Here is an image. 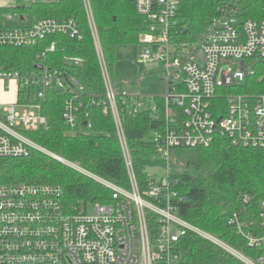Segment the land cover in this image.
I'll return each mask as SVG.
<instances>
[{
  "label": "built area",
  "instance_id": "obj_1",
  "mask_svg": "<svg viewBox=\"0 0 264 264\" xmlns=\"http://www.w3.org/2000/svg\"><path fill=\"white\" fill-rule=\"evenodd\" d=\"M135 2L138 13L150 22V31L142 36V44L150 48L143 50L141 60L145 64L160 63L166 71V95L154 97L150 105L138 94L118 92L90 0H84L106 90L105 113L112 112L114 118L128 188L66 160L28 136L47 124L41 101L49 90L68 94L63 120L68 127H77V105L81 106L78 101L85 87L76 77L61 69L50 70L40 62L43 70L20 72L6 68L0 60V83H15L18 90L15 102L0 103V159L26 158L39 152L112 194L110 203L80 210L66 206L61 186L0 183V264H185L181 241L189 233L244 264H264V235L244 236L249 247L259 251L255 257L245 256L179 217L178 206L184 199L170 174L171 153L177 147L208 148L221 137L233 147L264 150V91L259 92L248 81L254 75V66L264 61V0L262 12L253 17L245 16L247 0H215V13L194 42L181 41L179 33L172 30L179 0ZM24 19L17 13L0 17V48L37 47L54 35L83 38L74 18L37 19L30 27L15 25ZM58 46L53 41L38 59L55 53ZM68 61L76 66L83 64L79 58ZM119 104L134 117L149 107L157 119L152 141L165 162V174L159 182L152 175L145 186L138 182ZM243 201L249 203V196ZM261 222L264 230V202ZM230 224H238L237 214Z\"/></svg>",
  "mask_w": 264,
  "mask_h": 264
},
{
  "label": "trees",
  "instance_id": "obj_2",
  "mask_svg": "<svg viewBox=\"0 0 264 264\" xmlns=\"http://www.w3.org/2000/svg\"><path fill=\"white\" fill-rule=\"evenodd\" d=\"M109 72L115 81L118 51L142 45V36L150 31V22L140 15L135 0H90ZM15 6L0 8V17L17 13L24 21L19 27H30L44 18L69 19L78 22L82 40L54 35L37 47L0 48V60L8 69L34 72L39 62L50 70L68 72L85 87L78 101V123L68 127L63 120L66 100L64 91L49 90L42 102L47 124L28 136L47 150L80 164L86 170L128 188L129 177L123 152L108 107L106 90L89 27L84 0H15ZM246 5V4H245ZM262 0H247L245 16L262 12ZM215 0H179L176 24L172 30L184 42H194L206 29L216 10ZM53 41L55 53L38 59ZM68 58H79L76 66ZM249 78L253 87L264 84V61L254 66ZM117 90L136 86L139 79L118 80ZM147 100V99H145ZM150 105V101L147 100ZM161 103V102H159ZM135 174L140 185L148 181L149 169L165 166L159 158L153 133L157 119L149 107L136 117L119 104ZM171 178L183 202L177 214L199 229L220 238L245 256L255 257L259 251L249 247L245 235L262 237L261 205L264 202V150L233 147L226 138H217L208 148L177 147L172 150ZM53 184L64 190L68 207L87 209L89 205L108 204L111 192L61 162L39 152L26 158L0 159V183ZM249 196V203L243 198ZM237 214L238 224H230ZM240 226V228H239ZM185 264H244L215 244L187 234L181 241Z\"/></svg>",
  "mask_w": 264,
  "mask_h": 264
},
{
  "label": "rangeland",
  "instance_id": "obj_3",
  "mask_svg": "<svg viewBox=\"0 0 264 264\" xmlns=\"http://www.w3.org/2000/svg\"><path fill=\"white\" fill-rule=\"evenodd\" d=\"M6 1L12 4L14 0ZM147 47L142 44L133 48L125 47L119 49L118 63L115 67V82H118V80L139 79V83L136 86H127V90L149 100L152 104L154 97L166 95V85L163 81L166 71L160 63L145 64L142 62L141 55ZM153 50L156 51V49ZM164 167L150 168L149 175H152L159 182L165 174Z\"/></svg>",
  "mask_w": 264,
  "mask_h": 264
},
{
  "label": "crops",
  "instance_id": "obj_4",
  "mask_svg": "<svg viewBox=\"0 0 264 264\" xmlns=\"http://www.w3.org/2000/svg\"><path fill=\"white\" fill-rule=\"evenodd\" d=\"M15 0L11 4L6 0H0V8L15 6ZM12 5V6H11ZM18 96V90L15 83H0V103H13Z\"/></svg>",
  "mask_w": 264,
  "mask_h": 264
},
{
  "label": "water",
  "instance_id": "obj_5",
  "mask_svg": "<svg viewBox=\"0 0 264 264\" xmlns=\"http://www.w3.org/2000/svg\"><path fill=\"white\" fill-rule=\"evenodd\" d=\"M203 55V54H202ZM37 69H40V70H43V66L42 65H39L36 67Z\"/></svg>",
  "mask_w": 264,
  "mask_h": 264
}]
</instances>
